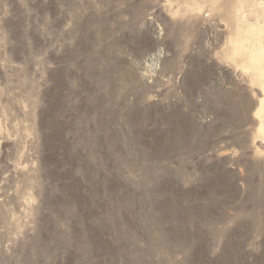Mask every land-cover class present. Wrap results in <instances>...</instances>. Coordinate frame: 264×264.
Segmentation results:
<instances>
[{
	"label": "rangeland",
	"instance_id": "374dc122",
	"mask_svg": "<svg viewBox=\"0 0 264 264\" xmlns=\"http://www.w3.org/2000/svg\"><path fill=\"white\" fill-rule=\"evenodd\" d=\"M0 264H264V0H0Z\"/></svg>",
	"mask_w": 264,
	"mask_h": 264
}]
</instances>
